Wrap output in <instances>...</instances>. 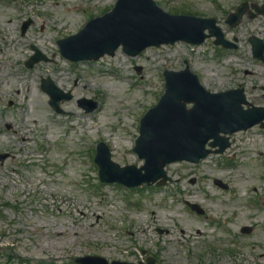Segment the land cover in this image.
<instances>
[{"label": "rangeland", "instance_id": "obj_1", "mask_svg": "<svg viewBox=\"0 0 264 264\" xmlns=\"http://www.w3.org/2000/svg\"><path fill=\"white\" fill-rule=\"evenodd\" d=\"M116 1L0 0L6 29L0 32V154H9L0 164V264H74L85 255L135 264L147 256L156 264H264V212L251 209L257 199L264 205L263 130L233 135L225 155L166 166L171 182L159 188L100 183L93 161L102 142L119 166L143 164L132 152L139 120L164 92L162 72L182 70L184 62L206 91L241 86L249 103L264 107V64L252 58L247 42L251 36L264 41V18L244 17L233 29L224 23L240 3L264 0H154L170 14L215 18L227 40H236V50L207 40L148 48L137 57L119 48L97 61L64 60L57 40ZM32 47L47 60L27 68ZM46 78L72 94L61 102L62 113L40 89ZM82 99L97 107L86 113L78 105ZM214 178L229 191L216 187ZM240 195L247 197L237 203ZM185 201L206 214L192 213ZM242 226L254 229L240 235Z\"/></svg>", "mask_w": 264, "mask_h": 264}, {"label": "water", "instance_id": "obj_2", "mask_svg": "<svg viewBox=\"0 0 264 264\" xmlns=\"http://www.w3.org/2000/svg\"><path fill=\"white\" fill-rule=\"evenodd\" d=\"M251 8L255 12L250 13L251 18L264 16V4L252 5ZM248 10L246 4L239 6L226 23L236 27ZM28 25H23L22 34ZM212 37L215 38V45L236 49L234 44L224 39L214 19L170 15L159 9L152 0H118L112 11L89 21L77 34L57 44L64 58L77 62L95 61L104 55L113 56L119 46L124 53L134 57L148 47L173 45L176 42L196 46ZM249 42L253 57L264 62L263 42L255 37L250 38ZM40 60L44 58L36 51L27 65L30 68ZM163 77L165 92L157 105L140 120L139 137L133 148V152L145 161L144 165L139 169L134 166L120 168L110 160L106 145L100 143L95 163L100 168L101 182H116L134 188L161 179L157 186L164 185L169 180L164 171L166 165L180 161L198 163L211 152L205 148L209 141L211 148L218 147L214 153H222L227 147L225 135L247 130L264 121V108L250 105L242 89L216 94L207 92L186 63L182 71L167 70L163 72ZM41 89L49 96V105L58 113L61 112L59 103L71 99L69 93L60 91L49 79L42 80ZM87 104L91 103L83 100L80 102V106L87 112L96 107V104ZM187 104H191L188 109ZM243 105L249 108L244 110ZM7 157L1 154L0 162ZM191 207L200 212L195 206ZM75 262L109 264L94 256L78 258ZM147 264H154V259L148 258Z\"/></svg>", "mask_w": 264, "mask_h": 264}, {"label": "flooded vegetation", "instance_id": "obj_3", "mask_svg": "<svg viewBox=\"0 0 264 264\" xmlns=\"http://www.w3.org/2000/svg\"><path fill=\"white\" fill-rule=\"evenodd\" d=\"M206 255H207L209 258H211V259L215 258V257H214V255H215L214 248H209V249H208V252H207V250H206ZM211 255H212V256H211ZM212 264H214V263H212Z\"/></svg>", "mask_w": 264, "mask_h": 264}, {"label": "bare ground", "instance_id": "obj_4", "mask_svg": "<svg viewBox=\"0 0 264 264\" xmlns=\"http://www.w3.org/2000/svg\"><path fill=\"white\" fill-rule=\"evenodd\" d=\"M9 21L11 22V19H9ZM6 29L5 28H2V27H0V32H3V31H5ZM108 81V80H107ZM56 233V232H55ZM55 235H58L57 233L55 234Z\"/></svg>", "mask_w": 264, "mask_h": 264}]
</instances>
